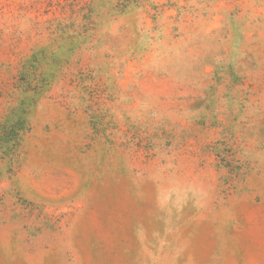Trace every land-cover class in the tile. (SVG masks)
I'll use <instances>...</instances> for the list:
<instances>
[{"label": "rangeland", "instance_id": "obj_1", "mask_svg": "<svg viewBox=\"0 0 264 264\" xmlns=\"http://www.w3.org/2000/svg\"><path fill=\"white\" fill-rule=\"evenodd\" d=\"M0 264H264V0H0Z\"/></svg>", "mask_w": 264, "mask_h": 264}]
</instances>
